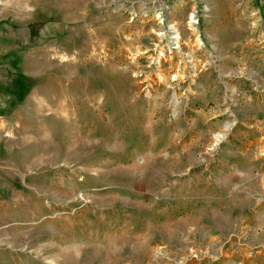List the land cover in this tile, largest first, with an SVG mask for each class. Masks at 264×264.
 Segmentation results:
<instances>
[{
  "label": "rangeland",
  "instance_id": "obj_1",
  "mask_svg": "<svg viewBox=\"0 0 264 264\" xmlns=\"http://www.w3.org/2000/svg\"><path fill=\"white\" fill-rule=\"evenodd\" d=\"M0 81V264H264V0H0Z\"/></svg>",
  "mask_w": 264,
  "mask_h": 264
},
{
  "label": "trees",
  "instance_id": "obj_2",
  "mask_svg": "<svg viewBox=\"0 0 264 264\" xmlns=\"http://www.w3.org/2000/svg\"><path fill=\"white\" fill-rule=\"evenodd\" d=\"M28 82L29 81L27 80V78H25L23 75L20 74L10 85V94H12V96H14L18 102L24 99Z\"/></svg>",
  "mask_w": 264,
  "mask_h": 264
},
{
  "label": "crops",
  "instance_id": "obj_3",
  "mask_svg": "<svg viewBox=\"0 0 264 264\" xmlns=\"http://www.w3.org/2000/svg\"><path fill=\"white\" fill-rule=\"evenodd\" d=\"M2 88H5V89H7L8 87H7V86H5V85H3V84L1 83V81H0V92L2 91V90H1Z\"/></svg>",
  "mask_w": 264,
  "mask_h": 264
}]
</instances>
